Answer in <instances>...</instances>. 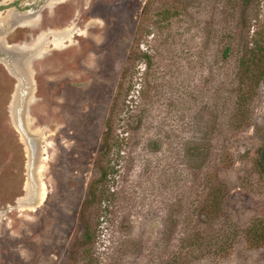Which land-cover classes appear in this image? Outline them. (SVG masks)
Instances as JSON below:
<instances>
[{"label": "rangeland", "instance_id": "rangeland-1", "mask_svg": "<svg viewBox=\"0 0 264 264\" xmlns=\"http://www.w3.org/2000/svg\"><path fill=\"white\" fill-rule=\"evenodd\" d=\"M17 2L40 8L2 28L42 54L46 190L24 201L18 79L0 60V264H264V75L244 94L264 0H0V17Z\"/></svg>", "mask_w": 264, "mask_h": 264}, {"label": "water", "instance_id": "water-1", "mask_svg": "<svg viewBox=\"0 0 264 264\" xmlns=\"http://www.w3.org/2000/svg\"><path fill=\"white\" fill-rule=\"evenodd\" d=\"M49 1L50 0H43L41 9L43 6H46ZM10 12L20 16H28L35 13V17H39L38 13L40 12V8L34 12H20L15 9H12ZM1 13L2 11H0V14ZM15 44L16 43L8 45L13 46ZM0 53L2 54H0V60L6 64L11 74H14L18 79L16 90L10 103V110L29 149L28 181L30 183H35V181L39 180V170L42 159L41 154L45 152L44 144H42L44 135L31 129L30 112L31 105L35 101V81L33 76L28 74L24 69L27 67L26 65H32L34 59L40 57L42 54L38 55L30 50H22L15 53L14 51L3 50L1 48ZM20 62L22 65L18 67V63ZM22 66L25 68H22ZM32 203L37 204L38 200H34Z\"/></svg>", "mask_w": 264, "mask_h": 264}, {"label": "bare ground", "instance_id": "bare-ground-1", "mask_svg": "<svg viewBox=\"0 0 264 264\" xmlns=\"http://www.w3.org/2000/svg\"><path fill=\"white\" fill-rule=\"evenodd\" d=\"M7 16V15H6ZM28 17L26 15L24 16H20L18 14H14V13H9L8 16L5 18V17H0V21H9L10 23L11 22H15V23H30V21H26L25 18ZM68 35L66 34V32H61V33H58L56 34L55 33V41L57 39H60V38H65L67 37ZM50 41V40H49ZM41 42V41H40ZM44 42V40H43ZM57 42V41H56ZM42 43V42H41ZM48 43V42H47ZM0 48L3 49V50H9V51H14L15 53L17 52H20L22 50H30L27 46L25 47H22V48H16L15 45L13 46H9L6 41L3 39L0 41ZM31 52L35 53V54H38L40 55V49H36V50H30ZM19 65H22V63H18V67H20ZM27 67L25 68L24 66H22V68H25L24 70L28 73V74H31L32 76L34 75L33 71H32V65H26ZM14 75V74H13ZM16 77V76H15ZM17 78V77H16ZM12 114V113H11ZM12 118H13V121L18 129V125L16 124V121L14 120V116L12 115ZM19 130V129H18ZM23 136V135H22ZM38 188V190H37ZM25 189L27 191V195L24 199L25 202H27L26 204H33L32 202H34V200H38V203L37 204H41L42 200H44V191L46 189H44V185L43 183L40 185V181L39 182H36L35 183H30V182H26L25 184Z\"/></svg>", "mask_w": 264, "mask_h": 264}, {"label": "trees", "instance_id": "trees-1", "mask_svg": "<svg viewBox=\"0 0 264 264\" xmlns=\"http://www.w3.org/2000/svg\"><path fill=\"white\" fill-rule=\"evenodd\" d=\"M246 3L249 0H245ZM165 16L162 17L164 19ZM232 50V47L228 45V54L229 51ZM249 52H254L250 55V57H246L244 63L249 62L250 67V85L248 86L247 90L245 91L246 96H251V93L254 92L255 86L261 81L264 75V46H257L251 48ZM106 175V174H105ZM213 210L217 211L220 209V203H213L212 205ZM260 227V221L256 223L252 227V231L257 230ZM264 231V226H262L261 231ZM184 264H189V262H185Z\"/></svg>", "mask_w": 264, "mask_h": 264}, {"label": "flooded vegetation", "instance_id": "flooded-vegetation-1", "mask_svg": "<svg viewBox=\"0 0 264 264\" xmlns=\"http://www.w3.org/2000/svg\"><path fill=\"white\" fill-rule=\"evenodd\" d=\"M2 6V3L0 4V7ZM19 4H18V2L17 3H15V6H13L12 8L13 9H15V10H17V11H20V12H23L24 10H21L20 8H19ZM37 9H39V8H34V9H32V11L31 12H34V11H36ZM0 11H3V10H0ZM25 12V11H24ZM2 24H6L4 21H0V41L1 40H5V35H6V33L5 32H8V30L7 29H5V28H2ZM11 24L12 25H16V24H18V23H15V22H11ZM19 25V24H18Z\"/></svg>", "mask_w": 264, "mask_h": 264}]
</instances>
